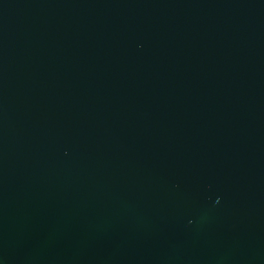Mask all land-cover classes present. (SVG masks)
Instances as JSON below:
<instances>
[{
	"label": "water",
	"instance_id": "water-1",
	"mask_svg": "<svg viewBox=\"0 0 264 264\" xmlns=\"http://www.w3.org/2000/svg\"><path fill=\"white\" fill-rule=\"evenodd\" d=\"M0 264H264V0H0Z\"/></svg>",
	"mask_w": 264,
	"mask_h": 264
}]
</instances>
